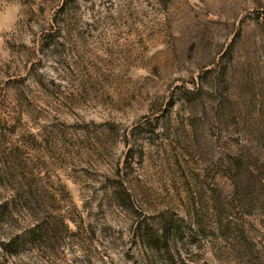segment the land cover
<instances>
[{
	"label": "rangeland",
	"instance_id": "374dc122",
	"mask_svg": "<svg viewBox=\"0 0 264 264\" xmlns=\"http://www.w3.org/2000/svg\"><path fill=\"white\" fill-rule=\"evenodd\" d=\"M0 264H264V0H0Z\"/></svg>",
	"mask_w": 264,
	"mask_h": 264
},
{
	"label": "trees",
	"instance_id": "16d2710c",
	"mask_svg": "<svg viewBox=\"0 0 264 264\" xmlns=\"http://www.w3.org/2000/svg\"><path fill=\"white\" fill-rule=\"evenodd\" d=\"M8 205H10V203H6V208H9V206ZM9 211V210H8ZM14 212V211H13ZM12 212V213H13ZM229 214V213H228ZM221 217V216H220ZM222 224V223H221ZM229 224H225V225H221L222 227H226V226H228ZM171 230H173V228H171ZM161 231H162V236H161V238L162 239H164L165 241H168L169 239H168V237H166V235L168 234V230H167V228H165L164 227V229L162 228L161 229ZM222 236H226V231H223V233H222ZM143 239H148L149 241H151L152 242V239L151 238H153V237H151L149 234H147V233H144L143 234ZM160 238V239H161ZM160 244V242H158V245ZM161 244H164V242H162ZM150 248L152 249V247H151V245H150ZM165 250H167V247H166V245L165 246H163V249H161L160 250V248H159V251L160 252H164ZM227 253V255L229 254L228 252H226ZM193 262V261H192Z\"/></svg>",
	"mask_w": 264,
	"mask_h": 264
}]
</instances>
